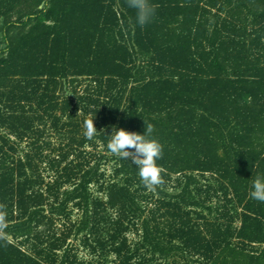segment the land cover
I'll list each match as a JSON object with an SVG mask.
<instances>
[{"label": "trees", "instance_id": "trees-1", "mask_svg": "<svg viewBox=\"0 0 264 264\" xmlns=\"http://www.w3.org/2000/svg\"><path fill=\"white\" fill-rule=\"evenodd\" d=\"M150 2L0 0V264H264V0Z\"/></svg>", "mask_w": 264, "mask_h": 264}, {"label": "clouds", "instance_id": "clouds-1", "mask_svg": "<svg viewBox=\"0 0 264 264\" xmlns=\"http://www.w3.org/2000/svg\"><path fill=\"white\" fill-rule=\"evenodd\" d=\"M128 6L136 12V24L144 27L152 21L156 14V7L150 0H127ZM94 118L84 123V136L91 140L98 133L94 126ZM143 134L129 132L118 126H111V134L108 137L107 148L121 159H131L138 168L140 176L146 188H155L161 182V167L157 161L162 157V145L152 137L154 128L151 124H145ZM106 131V130H105ZM134 150V151H129ZM252 199L264 202V176H257L253 181Z\"/></svg>", "mask_w": 264, "mask_h": 264}, {"label": "rangeland", "instance_id": "rangeland-1", "mask_svg": "<svg viewBox=\"0 0 264 264\" xmlns=\"http://www.w3.org/2000/svg\"><path fill=\"white\" fill-rule=\"evenodd\" d=\"M1 37H2V33H1V31H0V50L5 48L4 43L1 42ZM80 89H81V88H80ZM80 89L78 88V90H80ZM112 167H113L112 162H109V163L103 165L102 169H103L104 171H106V176L112 174ZM94 192H96V189H94ZM130 239H131V240H137L138 237H136L135 235H132V236H130Z\"/></svg>", "mask_w": 264, "mask_h": 264}]
</instances>
